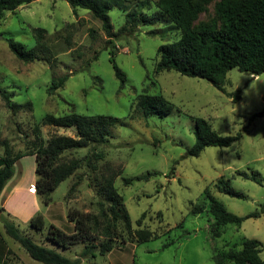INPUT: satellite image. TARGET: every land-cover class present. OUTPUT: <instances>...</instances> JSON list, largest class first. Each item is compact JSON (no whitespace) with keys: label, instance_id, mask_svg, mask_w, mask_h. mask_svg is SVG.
Listing matches in <instances>:
<instances>
[{"label":"rangeland","instance_id":"1","mask_svg":"<svg viewBox=\"0 0 264 264\" xmlns=\"http://www.w3.org/2000/svg\"><path fill=\"white\" fill-rule=\"evenodd\" d=\"M108 1L112 4L109 16L113 32L117 34L112 44L100 21L88 10L74 9L65 0H36L6 12L0 21V87L13 95V103L32 104L31 110L25 107L14 114L0 96V161L6 149L12 156L25 157L15 163V176L10 181L20 191L10 199L9 213L20 211L21 216L11 217L6 210L4 215L36 244L70 259L77 258L85 245L60 248L46 239L49 227L54 225L72 234L70 211L99 212L91 183L108 167L123 168L115 187L134 230L148 229L160 234V238L142 244L130 239L125 244L118 241L111 252L84 259L82 264H215L216 252L241 249L244 239L260 241L264 258V74L254 76L232 69L226 75V92L208 80L173 70L157 74V51L179 40V30L165 18L153 25L128 22V14L132 13L139 17L160 16L158 0ZM217 1L213 0L195 25L216 20ZM34 28L47 31L46 44L57 60L53 69L43 61H20L9 49L10 39L24 44L26 49L34 48ZM112 50L115 63L125 73L124 82L116 77ZM62 76H67L65 85L50 94L53 79ZM237 90L241 99L234 103L230 94ZM145 92L164 96L174 106L172 113L163 119L143 117L136 108L138 97ZM72 112L111 116L119 122L110 128L107 144L62 155L61 162L82 160L81 168L58 186L52 202L45 205L35 185L30 186L37 180L36 158L32 154L54 137H76L75 128L41 125L47 115L61 117ZM258 113L262 116L250 121ZM197 119L209 122L221 136L240 133L241 138L229 147H207L198 157L189 156L188 150L196 142ZM92 154L102 158L95 159ZM153 172L158 174L150 180H137ZM239 172H258L262 184L240 177ZM79 176L84 180L72 190ZM221 178L242 192L244 198L217 191L216 183ZM125 179L133 182L125 185ZM206 190L230 213L247 216L259 211L261 216L245 220L240 227L228 224L222 228L221 236L213 239L210 226L214 219ZM195 207L203 211L195 213ZM144 214L145 218H141ZM35 215L45 220L44 229L38 232L28 226ZM168 243L171 244L163 247ZM0 264L42 263L33 260L0 222Z\"/></svg>","mask_w":264,"mask_h":264},{"label":"trees","instance_id":"2","mask_svg":"<svg viewBox=\"0 0 264 264\" xmlns=\"http://www.w3.org/2000/svg\"><path fill=\"white\" fill-rule=\"evenodd\" d=\"M36 0H0V21L6 12H14L23 5H28ZM72 8L88 10L95 19L101 22L102 29L108 37L109 44L117 34L113 32V26L109 16L112 4L108 0H65ZM213 0H158L156 6L160 16H137L128 14V22H142L144 25H153L165 18L173 23L179 30L180 39L159 47L157 55L156 73L164 71H176L183 76L208 80L218 90L226 92L225 80L227 73L232 69L249 75L259 76L264 74V0H219L214 4L215 21L199 22L200 15L206 12ZM36 45L32 49H26L25 45L13 39L8 40L9 49L25 63L34 61L46 62L50 68L57 65V60L49 46L46 44L47 31L42 28L32 29ZM115 46H112L114 49ZM113 68L116 77L125 81V73L117 66L114 60V52L111 51ZM67 76L55 78L48 92L54 94L65 85ZM240 91L233 95V102L240 101ZM0 96L6 102L7 107L16 114L25 107L32 109V104L18 105L12 102V94L0 87ZM173 104L162 95H150L143 93L138 97L137 111L145 118L157 116L161 119L168 117L173 111ZM262 116L255 114L250 118ZM119 122L118 118L111 116H86L72 112L70 114L55 117L47 115L41 125L55 128H75L76 137L57 136L49 140L47 145L40 144L32 155L36 158L37 180L35 182L36 193L45 205L52 202V194L58 186L70 178L81 168L82 160L71 159L60 161L62 155L90 146H101L108 143L110 128ZM196 142L188 150V155L198 157L207 147H229L241 138V134L235 136L219 135L204 119L196 120ZM95 150V149H93ZM95 153V152H93ZM95 159L102 155L92 154ZM23 155L12 156L6 149L5 157L0 161V196L15 174V163ZM90 156L85 160L89 161ZM90 163V162H89ZM95 170V166H92ZM122 169L108 167L94 180L91 185L95 188L98 197L99 212L97 214L73 210L68 213V219L74 223V232L67 234L60 228L51 225L46 239L54 245L70 249L77 244H84L79 256L74 259L63 256L53 249L36 244L32 238L23 234L19 226L4 215L5 209L0 204V222L6 233L18 242L28 255L42 264H82L87 258H96L98 254L105 255L112 251L116 242L125 244L128 239L142 244L160 238V234L148 229L134 230L130 215L123 204L122 196L115 187L116 179L122 174ZM158 173H147L139 176L137 180L148 181ZM239 176L262 184L258 172L251 174L239 172ZM78 180L72 186L75 190L82 181ZM131 179H125V185H130ZM216 189L220 193L233 198H244V194L234 189L228 181L221 178L216 183ZM209 201V212L214 222L210 226V234L213 239L219 238L222 228L228 224L241 226L250 218H259L261 212H252L247 216H238L230 213L222 202L205 192ZM202 207H195L193 212H202ZM264 211V209L262 210ZM145 218V214L141 217ZM142 219L138 220L140 225ZM33 231H41L45 227L42 215H35L28 222ZM171 243L165 244L167 247ZM262 243L256 239H244L241 249L231 248L218 251L213 255L215 264H264Z\"/></svg>","mask_w":264,"mask_h":264},{"label":"crops","instance_id":"3","mask_svg":"<svg viewBox=\"0 0 264 264\" xmlns=\"http://www.w3.org/2000/svg\"><path fill=\"white\" fill-rule=\"evenodd\" d=\"M25 158V157H23ZM15 176V175H14ZM12 180V179H11ZM10 180V181H11ZM8 182L7 185L5 186L1 196H0V204L1 206L6 210V213L10 214L11 217L12 216H16V217H19L21 216L20 214V211H14V210H11V212L9 213L10 211V199L12 198V196L16 193L18 195V191H20V189L18 187H13L11 184L12 182ZM35 182L36 180H34V182H32L30 184L31 185H35ZM20 210V209H19ZM13 213V215L11 214ZM29 218H26L25 220H28ZM30 220V219H29Z\"/></svg>","mask_w":264,"mask_h":264}]
</instances>
